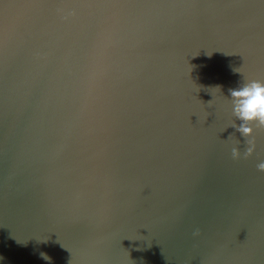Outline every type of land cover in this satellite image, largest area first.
Here are the masks:
<instances>
[{
  "label": "water",
  "instance_id": "95a60500",
  "mask_svg": "<svg viewBox=\"0 0 264 264\" xmlns=\"http://www.w3.org/2000/svg\"><path fill=\"white\" fill-rule=\"evenodd\" d=\"M251 79L264 0H0V264H264Z\"/></svg>",
  "mask_w": 264,
  "mask_h": 264
},
{
  "label": "clouds",
  "instance_id": "9594fccd",
  "mask_svg": "<svg viewBox=\"0 0 264 264\" xmlns=\"http://www.w3.org/2000/svg\"><path fill=\"white\" fill-rule=\"evenodd\" d=\"M229 95L232 100L233 115L241 122L237 131L242 136L247 137L251 134L253 124L264 127V82L255 79L246 80L238 87L229 89ZM233 154H236L235 149Z\"/></svg>",
  "mask_w": 264,
  "mask_h": 264
}]
</instances>
